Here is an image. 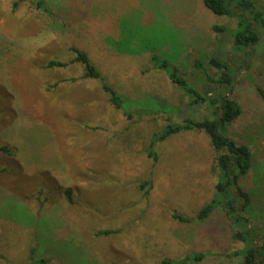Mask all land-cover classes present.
Returning a JSON list of instances; mask_svg holds the SVG:
<instances>
[{
    "label": "rangeland",
    "instance_id": "1",
    "mask_svg": "<svg viewBox=\"0 0 264 264\" xmlns=\"http://www.w3.org/2000/svg\"><path fill=\"white\" fill-rule=\"evenodd\" d=\"M14 2L0 0V146L10 152H0V264H29L32 248L44 259L40 264H162L192 252L207 256L187 264H241L227 255L244 242L232 237L223 209L197 219L218 182L219 152L207 134L180 131L154 144L156 160L148 156V141L168 122L210 117L206 103L190 106L188 95L152 67L150 52L203 94L215 85L195 69L197 58L212 77L216 69L207 59L213 54L237 69L228 97L242 113L228 134L252 152L251 168L238 180L249 214L237 213L249 228L257 226L258 245L264 237V103L253 82L264 88V31L240 67L231 51L237 19L213 13L202 0H47L50 14L29 0ZM257 2L264 9V0ZM120 25L131 33V55L107 42L118 39ZM214 25L226 30L216 32ZM70 47L83 50L127 99L155 97L164 108L127 119L99 79L83 76ZM50 60L65 65L45 67ZM106 229L112 233L97 234Z\"/></svg>",
    "mask_w": 264,
    "mask_h": 264
},
{
    "label": "trees",
    "instance_id": "2",
    "mask_svg": "<svg viewBox=\"0 0 264 264\" xmlns=\"http://www.w3.org/2000/svg\"><path fill=\"white\" fill-rule=\"evenodd\" d=\"M24 0H15L14 6H17ZM47 0H29L35 9H39L47 14H50ZM206 9L217 15L235 17L236 30L232 32V52L237 54L234 59L241 62V66L245 67V59L250 58L253 51V46L259 42L261 34L264 31V9L259 5L257 0H202ZM216 32H224L223 26H212ZM215 44L221 43L219 34L215 33ZM127 49L122 47L125 42ZM131 33L128 28L121 25L119 28L118 39L108 38V44L121 53L131 55ZM244 47V50H239ZM74 53L72 62H79L83 65V76L85 78L99 79L102 89L108 95L110 104L119 109L127 119H132L133 114L140 115L142 113H156L164 108L156 101L155 97L146 96L143 100H129L121 93L117 92L113 87L108 85L104 80L99 70L91 63L87 54L76 47H70ZM147 52H150L147 50ZM150 62L154 69L162 70L171 82L189 97V105H199L206 103L210 117L203 119H194L185 117L181 122H168L161 129L153 134L149 142L147 150L148 156L153 160L157 159L156 152L153 149L157 141H163L168 136L176 134L180 131L188 130H203L209 137L212 147L219 152L216 156V163L219 169L218 182L216 184V192L213 198L204 204L197 213V219L201 220L207 217L211 211L217 207H221L227 215L231 225V235L233 238L244 242L241 249L228 253L229 256H237L242 259L241 264H264V237L258 245L253 241L254 228H249L247 225L248 218H244L241 213H237L239 208L246 214L248 212L249 198L248 194L238 186V180L241 176L248 173L252 165V152L249 146L245 144H237L229 134L228 129L231 123L238 118L242 113V106L228 94L232 91L235 79L234 75L237 69L227 61L219 58L216 54L208 57L207 63L216 69L215 76L206 73L205 64L197 58L193 65L196 70L205 72L207 84H214V89L208 88L205 94L201 93L197 88L190 84L186 78L180 73L179 69L171 66L167 60L159 59L153 52H150ZM243 57V59H242ZM64 62L50 60L47 62V68L53 66H64ZM247 68V67H246ZM252 82L253 79L249 78ZM254 88L257 97L264 103V88L254 83ZM215 87L217 90H215ZM222 111L221 116H219ZM0 152L10 153L6 145L0 146ZM237 185V191L234 192V186ZM64 194L67 200L72 203L70 188L64 189ZM245 200H242V197ZM241 197V198H240ZM240 198V199H239ZM238 202V203H237ZM175 215V214H174ZM257 216H259L257 214ZM175 218L180 221H189L188 218L175 215ZM260 229V227H259ZM111 230H100L99 235H108ZM207 256L206 253L192 252L185 255L183 258L171 260L163 259L162 264H187L202 261ZM29 264H40L44 259L36 258L34 248L31 249Z\"/></svg>",
    "mask_w": 264,
    "mask_h": 264
},
{
    "label": "water",
    "instance_id": "3",
    "mask_svg": "<svg viewBox=\"0 0 264 264\" xmlns=\"http://www.w3.org/2000/svg\"><path fill=\"white\" fill-rule=\"evenodd\" d=\"M221 113H222V111H220L219 116H221ZM236 191H237V185L234 186V192H236ZM242 200H245L244 196L242 197ZM239 210H241V207L239 208ZM253 228H254V230H256L257 226H253Z\"/></svg>",
    "mask_w": 264,
    "mask_h": 264
},
{
    "label": "flooded vegetation",
    "instance_id": "4",
    "mask_svg": "<svg viewBox=\"0 0 264 264\" xmlns=\"http://www.w3.org/2000/svg\"><path fill=\"white\" fill-rule=\"evenodd\" d=\"M242 199V198H241ZM254 234H257L256 232H254ZM259 238H261V237H259Z\"/></svg>",
    "mask_w": 264,
    "mask_h": 264
},
{
    "label": "crops",
    "instance_id": "5",
    "mask_svg": "<svg viewBox=\"0 0 264 264\" xmlns=\"http://www.w3.org/2000/svg\"><path fill=\"white\" fill-rule=\"evenodd\" d=\"M215 41V40H214Z\"/></svg>",
    "mask_w": 264,
    "mask_h": 264
}]
</instances>
